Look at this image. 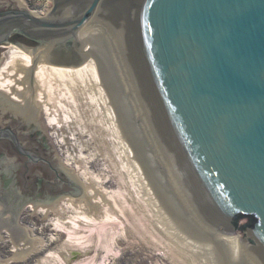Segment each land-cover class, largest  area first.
I'll use <instances>...</instances> for the list:
<instances>
[{
    "label": "water",
    "instance_id": "95a60500",
    "mask_svg": "<svg viewBox=\"0 0 264 264\" xmlns=\"http://www.w3.org/2000/svg\"><path fill=\"white\" fill-rule=\"evenodd\" d=\"M92 20L118 44L190 201L223 234H234L238 220L247 217V248L264 264V0H52L45 17L20 0H0V46L13 43L41 61L79 66L88 57L81 30ZM14 34L35 43L9 40ZM6 49L0 48V65ZM8 126L28 146L47 151L81 193L22 201L11 177L12 159L0 156V232L8 231L16 247L19 241L30 245L0 264L44 245L18 223L25 205H33L31 215L47 208L38 216L42 220L48 210L61 213L65 197L90 205L41 113L0 91V136L9 135ZM45 182L50 193L48 185L57 180L52 174ZM21 183V191L31 195L35 182Z\"/></svg>",
    "mask_w": 264,
    "mask_h": 264
},
{
    "label": "rangeland",
    "instance_id": "374dc122",
    "mask_svg": "<svg viewBox=\"0 0 264 264\" xmlns=\"http://www.w3.org/2000/svg\"><path fill=\"white\" fill-rule=\"evenodd\" d=\"M20 1L24 2V6L30 12L37 15L40 14V16L50 3L49 0ZM117 46L118 44L116 43V47ZM94 47L95 43L91 48ZM0 48L6 47L1 45ZM6 50L2 52L3 57L6 56ZM100 65L102 67L105 66L104 62H101ZM86 87L88 88L89 86L82 83L77 87L78 94L81 93L79 95L81 98L77 103L79 116H72L71 120L69 119L66 124L64 122L60 127L54 128L48 122L44 110L41 107L39 108L40 110L38 109V112L43 116L48 134L61 161L69 166V168L77 172L80 171L81 174L85 170L82 166H85V168H87L86 170L93 173V175L87 176L88 180H86V182L90 185H94V190L90 192V194L92 196L97 195L98 198L93 199L95 204L97 203V205H100L101 203H105V201L110 202L111 206L117 210V207L112 203V198H110V192L120 191L123 194L122 197L126 201L125 211L124 213L121 211V213L118 214V218H114L115 222H111L112 224L114 223L116 230L115 234H113L114 238L111 241V248H105L102 245L104 238L103 232L104 229L109 227L107 225L110 224L95 222L92 223V226L87 227L77 226L74 228L69 226L70 219L68 217L73 216L75 212L72 207L82 206L84 211L89 214H94V211L90 213L91 210L88 205L85 206L86 204L83 205L82 203L74 202H72L73 205H71L72 203L68 201V197H65L59 201L63 211L58 213L53 210H48L47 217L44 220L39 217L45 216L47 208L39 206L35 211L36 215H31L34 208L30 209V204L25 205L19 215L18 223L29 237L42 238L44 240L43 246H45L41 252L39 251L35 254L34 251V254L33 252L29 254L27 264H37V262L39 263V261H41L43 256H50L52 258L58 256V254L60 255V260L58 259L57 263L50 262L48 264H231V252L225 249L221 244L213 243L208 239V242L202 241V239L200 242L211 243L212 247L210 248L212 251L209 249L204 250L203 248L202 252V248L194 249L191 244L188 246L193 248L186 246L185 238L184 240L182 239L183 241L181 240V238L186 235L189 236L190 242H194L192 240L198 241L200 239L197 237H201L192 235L191 233V235H188V227L186 225L188 223L186 216H183V214H186V211L184 213V210H182L183 206L181 209V205H177L175 200H173L174 202L172 201L174 195L171 194L170 190H172V188L169 182L163 178L162 180L160 179L162 183H167L168 185L159 182L160 184L156 186L148 172L149 170L147 171L142 163L143 161L134 158L136 157L134 153V157L132 156L130 160H126L130 164V169H126V167L123 168L122 159L125 158L126 153L124 154L123 148L119 143L120 141L116 139L110 120L104 118L106 116L101 112L104 110L103 105L98 100H90L89 95L92 94L91 89H87ZM55 131L60 135L59 139L56 138L57 134ZM119 137L122 142L125 140V142L131 144L127 136L125 137L124 135V137H122L119 134ZM143 149L149 152L150 155L149 150L146 148ZM164 153L165 157L167 156L166 159L168 163L172 166L174 173L177 175L175 167L171 164L172 159H170L166 149H164ZM158 154L153 158L155 162L152 161L153 163L150 164V167L151 169L153 168L152 171L155 174L159 173L161 175L163 171L159 168L161 166L158 165L157 160H163L164 158H161L162 156ZM69 158L73 159L67 162ZM134 160L138 163L140 162L146 174H149H147V177L152 188L156 191V196L158 197L157 202L154 201L155 198H152V195L148 194L146 187L141 184V181L144 180L143 178L138 177L141 180L134 181V179L131 180L129 177L132 172L138 171L133 162ZM155 163L158 167H156V169L159 170V172L155 170ZM78 164L81 165L78 167ZM175 174L173 177L175 181L177 180V185L175 186L179 187L182 191L183 187L180 183V179L178 175L176 177ZM94 177H96V179ZM94 183H97V185ZM184 194L186 195L185 192ZM166 197H168V199L171 198L168 200ZM186 199H189L187 195ZM169 201L175 204H171ZM190 203L191 207H194L191 201ZM175 205L176 210L174 207ZM195 210L197 211L196 208ZM96 216L98 215L96 214ZM182 217L186 222L181 220ZM57 219L60 220L64 226L61 225L62 223L58 225ZM247 222V217L240 218L235 232L241 235V243L246 246L244 226ZM0 233L3 238H5L1 239L0 237V258L7 259L16 252L15 249L18 247H15L16 245L13 240L9 238L10 233L8 231L2 229ZM75 237H80L78 242L75 241ZM89 238L91 242H86ZM20 242L21 241L18 243ZM28 247H30V245H28ZM208 251H211L212 255L208 254ZM53 252H55V254L51 255ZM6 264L22 263L15 260ZM256 264L259 263L256 261Z\"/></svg>",
    "mask_w": 264,
    "mask_h": 264
},
{
    "label": "bare ground",
    "instance_id": "6f19581e",
    "mask_svg": "<svg viewBox=\"0 0 264 264\" xmlns=\"http://www.w3.org/2000/svg\"><path fill=\"white\" fill-rule=\"evenodd\" d=\"M49 1L50 3L47 5V9L44 11V13H42L41 17H45L46 13L49 11L52 5V0ZM22 3L24 4V2ZM81 33L85 42L88 57L83 64L75 67L60 66L41 61L31 56L13 43L2 45L8 50H6V56L4 57V61L0 65V91L9 96L10 99L12 98L19 103L30 106L37 111L41 107L44 110L48 122L54 128H58L64 122L66 124L69 119L71 120L72 116H79L77 103L81 98V96L79 97L81 93L78 94L77 87L81 83L89 86L88 88H86L91 89L92 94L89 93L90 90L88 92L90 94V100H98L103 105L104 110L101 112L106 116L104 117L103 115V117L107 120H110V123L112 124V127L114 129L113 131L115 133L116 139L120 141L119 143L123 148L124 154L126 153L125 158L122 159L123 168L126 167V169H130V164L126 160H130L134 153L136 157H133L140 161H143V165L146 167L147 171L149 170L148 172L150 173L152 181L153 183L155 182L156 186L162 183L161 180L163 178L164 180H167L169 182V185L172 188V190H170L171 194L174 195V198L172 197V201L175 200L177 205H181V209L183 206L182 210H184V213L186 211V214H183V216H186V220L188 223L186 224L188 227V235L192 234L201 237H197L198 239H200L198 241L192 240L194 242H190L189 236L183 235L184 237H182L181 240H184V238L186 239V246L191 244L194 249L202 248V252L203 248L204 250H211V243H207L208 239L213 243L221 244L225 247V249H228L231 252V264H256L257 260L254 258L250 250L248 251L247 246L241 243L240 234H223L220 231L214 230L211 225H208V222L206 221L207 218L204 216L203 218L198 210H195V206V208L193 206L191 207L190 200L186 199V195L184 194L183 189L181 191L179 187L175 186L177 185V180L175 181V179L173 178L175 174L174 170L168 163V160L166 159L167 156L165 157V147H163L164 145L151 121L141 95H139L140 93L137 89L129 68L127 67L124 56L119 46L116 47V43H114V38L102 25L94 20H92V22L90 21V23L81 30ZM94 43L95 47L91 48L92 46H94ZM101 62H104L105 66L102 67L100 65ZM87 99L89 100L88 97ZM55 133L57 134V131H55ZM119 134L122 137H124V135L125 137L127 136V139H129V142L131 144L125 142V140L122 142ZM56 138L59 139L60 135L57 134ZM143 148L149 150L150 155L149 152L144 151ZM156 154L162 156L161 158H164V161L162 159L157 160L158 165L161 166L159 168H161L164 173H161V175L159 173L155 174L152 171L153 168L151 169L150 167V164L153 163L152 161L155 162L153 158L156 157ZM70 159L73 158L67 159V162H70ZM133 162L138 171L132 172L129 177L131 178V180L134 179V181H140L141 179H139L138 177L143 178L144 180L141 181V184L146 187V189L148 190V194L152 195V198H155L154 201L157 202L158 197L156 196V191H154V189L152 188L151 183L149 182V179L147 177L149 174H146L140 162L138 163L135 160ZM80 165L81 164H78V167ZM154 165L155 170H157L156 163ZM67 167L69 168V166ZM82 167L85 169L84 172L82 171V174L80 173V171L77 172L76 170H73L78 175L87 190V194L90 200V205H88L91 210L90 213L94 211V214H89L88 212L84 211L82 206L72 207L74 208L75 212L73 216L68 217L70 219L69 226H72L74 228L77 226L87 227L92 226V223L95 222L110 224L107 225L109 226L108 228L104 229V238L102 245L105 248H111V241L114 238L113 234H115L116 230L114 223L112 224L111 222H115L114 218H118V214L121 213V211L122 213H124L126 201L122 197V192L114 191L110 192V198H112V203L115 207H117V210L111 206L110 202L105 201V203H101L100 205H97V203L95 204L93 199L98 197L97 195L92 196L90 194V192H93L94 190V185H90L88 184V182H86L89 177L88 175H93V173L86 170L87 168H85V166ZM157 171L159 172V170ZM94 178L96 179V177ZM94 184L97 185V183ZM166 198L168 199V197ZM71 205H73V203ZM174 207L176 210V205ZM30 209H33V206L31 204ZM95 213L98 216H96ZM181 220L186 222L183 217ZM57 223L59 225V223L62 222L58 220ZM61 225H63V223ZM79 239L80 237H75V241L78 242ZM201 240L207 242H200ZM89 241L91 242L90 238L86 242ZM18 245L20 247L17 246L18 248L15 249L16 251H21L22 249L26 250L29 248L28 245H25L23 247L24 241H21L20 243H18ZM44 248L45 246L40 247V249H37L35 251V254L39 251L41 252ZM211 251H208V254L212 255ZM54 254L55 252H53L51 255ZM28 257L29 255L16 261L22 264H27ZM59 258V254L58 256H54L52 258L50 256H43L41 258V261H39V263L37 262V264H48L50 262L57 263V260Z\"/></svg>",
    "mask_w": 264,
    "mask_h": 264
},
{
    "label": "flooded vegetation",
    "instance_id": "af4514ba",
    "mask_svg": "<svg viewBox=\"0 0 264 264\" xmlns=\"http://www.w3.org/2000/svg\"><path fill=\"white\" fill-rule=\"evenodd\" d=\"M105 7L107 8L106 5ZM17 39L26 38L22 36L16 37L15 34L9 37V40H13L14 42H18ZM26 42L35 43L29 39H26ZM7 129L9 130V135L0 136V156H6L12 159L13 166H11V177L14 186L19 190L22 201L42 200V198L51 199L60 194L77 195L81 193L80 188L71 182L65 172L60 169V166L53 165V158L48 155L47 151H43L41 147L28 146L26 142L22 141L21 135L14 127L8 126ZM39 134L41 135V133ZM38 142L44 149H47V145L44 141V143L41 141ZM25 152L29 153L32 158H29ZM15 170L16 173L14 174L13 171ZM52 174L54 178H56L57 183L48 185V189L51 192L45 193L47 189L45 181L47 178L51 177ZM2 175L5 176L4 173H2ZM24 179L28 181L30 186L35 182V192H28L31 195L21 191L22 189L25 191L21 183L22 181L24 182Z\"/></svg>",
    "mask_w": 264,
    "mask_h": 264
},
{
    "label": "trees",
    "instance_id": "16d2710c",
    "mask_svg": "<svg viewBox=\"0 0 264 264\" xmlns=\"http://www.w3.org/2000/svg\"><path fill=\"white\" fill-rule=\"evenodd\" d=\"M16 37H19L18 35H16Z\"/></svg>",
    "mask_w": 264,
    "mask_h": 264
}]
</instances>
